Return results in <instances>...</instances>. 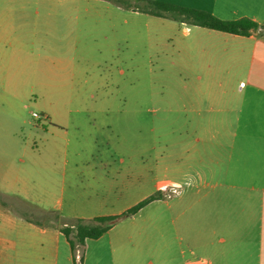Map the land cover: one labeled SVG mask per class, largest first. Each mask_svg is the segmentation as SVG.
Listing matches in <instances>:
<instances>
[{"label": "crops", "instance_id": "0c3cea01", "mask_svg": "<svg viewBox=\"0 0 264 264\" xmlns=\"http://www.w3.org/2000/svg\"><path fill=\"white\" fill-rule=\"evenodd\" d=\"M0 1V264H74L62 226L14 213L9 205L11 198L39 186L37 164L26 160L19 135L22 125L31 124L20 101L23 77L40 79L48 91L56 59L64 79L70 66H86L88 45L115 50L134 44L136 35H146L149 50L158 51L149 59L179 67L174 80L180 89L161 96L152 122L175 136V153L160 161L165 178L211 182L221 200L198 208L220 216L207 222L168 221L165 226L173 232L159 236V249L152 248L148 232L129 243L110 231L87 241L84 264H253L257 257L264 264V36H234L125 10L107 0H72L87 4L86 15L72 16L73 28L52 25L49 12L30 25L27 11L7 5L11 0ZM153 1L264 25V0ZM166 38L173 41L171 49ZM39 114L44 117L39 121L52 124L49 112ZM163 185L157 184L155 193ZM231 193L247 195L250 220L225 217L230 208L225 197ZM241 248L248 253L239 254Z\"/></svg>", "mask_w": 264, "mask_h": 264}, {"label": "rangeland", "instance_id": "374dc122", "mask_svg": "<svg viewBox=\"0 0 264 264\" xmlns=\"http://www.w3.org/2000/svg\"><path fill=\"white\" fill-rule=\"evenodd\" d=\"M0 2V6L4 5V1ZM8 2L7 5L27 11L30 25L49 12L52 25L67 29L75 26L72 16L86 15L87 7L82 1L72 0ZM135 38L134 44L120 45L115 50L100 51L88 45L86 66H70L69 76L64 79L58 71L61 63L56 59L55 78L48 91L40 79L23 77L20 101L24 118L31 124L22 125L19 135L24 141L26 160L37 164L39 186L8 200L14 213L53 220L57 229L76 219L121 214L154 194L157 184H165L160 190L164 200L134 218L123 217L111 232L129 243L148 232L153 249H159L161 234L173 232L172 227L165 226L172 219L207 222L220 216L216 211L198 208L221 200L211 182L182 176L175 180L165 178L160 161L175 153V136H166L168 131L152 122L158 118L161 96L180 89L174 80L179 67L149 59L150 52L158 51L149 50L146 35ZM172 42L165 39L168 49ZM41 110L49 112L52 124L32 117ZM123 121L127 122L124 126ZM167 143L173 146L167 148ZM49 159L54 162L49 163ZM172 189L179 194H172ZM249 201L247 195L231 193L225 197V202L230 203L225 217L250 220L253 210L247 205ZM0 202H4L1 194ZM200 229L205 232V228ZM243 250L237 252L248 253ZM253 264H258V257Z\"/></svg>", "mask_w": 264, "mask_h": 264}, {"label": "trees", "instance_id": "16d2710c", "mask_svg": "<svg viewBox=\"0 0 264 264\" xmlns=\"http://www.w3.org/2000/svg\"><path fill=\"white\" fill-rule=\"evenodd\" d=\"M121 8L151 15L154 17L172 19L189 25L207 28L234 36L251 37L254 34L264 36V25H260L250 18L237 20H222L215 15L189 8L178 7L153 0H107ZM164 200L163 193L158 191L121 214L96 216L92 219H76L71 224L64 223L60 231L67 239L74 264H84L85 247L88 240H99L109 233L123 217L134 218L148 206ZM54 214V213H52ZM81 251L80 262L77 252Z\"/></svg>", "mask_w": 264, "mask_h": 264}, {"label": "built area", "instance_id": "2783aa9c", "mask_svg": "<svg viewBox=\"0 0 264 264\" xmlns=\"http://www.w3.org/2000/svg\"><path fill=\"white\" fill-rule=\"evenodd\" d=\"M241 86L244 87V86H245V83H242ZM33 117L36 118L37 120H42V119L44 118V117H43L41 114H39V113H33ZM171 191H172V194H174V195H178V194H179V191L176 190V189H172ZM168 198H171V195H168ZM81 256H82L81 251H78V252H77V256H76L78 262H80V260H81Z\"/></svg>", "mask_w": 264, "mask_h": 264}]
</instances>
